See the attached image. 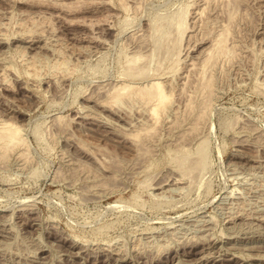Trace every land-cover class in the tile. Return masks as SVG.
<instances>
[{"label":"rangeland","instance_id":"obj_1","mask_svg":"<svg viewBox=\"0 0 264 264\" xmlns=\"http://www.w3.org/2000/svg\"><path fill=\"white\" fill-rule=\"evenodd\" d=\"M3 123L0 264H264V0H0Z\"/></svg>","mask_w":264,"mask_h":264},{"label":"bare ground","instance_id":"obj_2","mask_svg":"<svg viewBox=\"0 0 264 264\" xmlns=\"http://www.w3.org/2000/svg\"><path fill=\"white\" fill-rule=\"evenodd\" d=\"M207 2V1H206ZM177 18V17H176ZM179 18V17H178ZM183 18V17H182ZM185 18V17H184ZM185 21V20H184ZM180 22V21H179ZM182 22V21H181ZM181 22H180V24H181ZM171 23V22H170ZM173 23V22H172ZM171 23V24H172ZM185 23V22H184ZM177 25V24H176ZM182 25H183V23L181 24V25H179L178 27H182ZM185 25V24H184ZM175 26V25H174ZM161 27V26H160ZM158 28V27H157ZM175 28V27H174ZM184 29V28H183ZM183 29H182V31H183ZM179 30H181V29H179ZM178 33V32H177ZM184 33V32H183ZM225 34V33H224ZM226 35V34H225ZM166 36V35H165ZM224 37V36H223ZM167 38V37H166ZM225 38V37H224ZM223 38V39H224ZM223 41V40H222ZM221 42V41H220ZM225 43H226V41H225ZM176 44V43H175ZM216 44V43H215ZM223 44V43H222ZM226 44H224L223 46H225ZM223 46H221V43H220V47H218V45L217 46H215V47H218V49L216 48V50H222L223 49ZM224 50V49H223ZM217 51V52H218ZM221 52V51H220ZM212 53V52H211ZM215 53V52H214ZM219 53V52H218ZM222 53V52H221ZM208 54H210V53H208ZM223 54V53H222ZM218 55V54H217ZM209 56H211V55H209ZM221 56V55H220ZM141 57V56H140ZM138 58V57H137ZM218 58V57H217ZM207 59L209 60V58L207 57ZM131 60V59H130ZM134 60V59H133ZM136 60H138V59H136ZM216 59H214V61H215ZM206 61V60H205ZM206 64H208V63H206ZM205 67V66H204ZM207 83H208V81H207ZM164 85V84H163ZM163 85H162V83L159 81H157V82H153V83H151L150 85L148 84V86H145V87H133V86H129V85H126L124 88H122V90H128V92L130 93H132L133 95H137V96H140L141 98H143V100H145L147 103H149L148 105H150V107H151V113H153V115L155 116H159L161 113L163 114V112H165L164 110H165V108L166 107H168V104L170 103V100H172L171 99V94L170 95H168L166 92H165V89H164V87H163ZM206 86V85H205ZM204 87V86H203ZM202 87V88H203ZM211 87V86H210ZM119 89V88H118ZM205 89V88H204ZM209 89V88H208ZM207 89V90H208ZM210 89H212V88H210ZM121 88L119 89V91L117 92V91H115V93H116V96H115V99L116 98H118V97H120V95L121 94H123L121 91ZM201 90V89H200ZM120 92V93H119ZM125 92H127V91H125ZM210 92V91H209ZM208 92V93H209ZM203 93V92H202ZM124 95V94H123ZM129 95V94H128ZM131 95V94H130ZM139 97V98H140ZM209 97V96H208ZM120 98H122V96L120 97ZM119 98V99H120ZM142 100V99H141ZM116 101V100H115ZM118 101V100H117ZM193 103V102H192ZM205 103V102H204ZM192 105V104H191ZM204 105H202L201 107H203ZM193 107V106H192ZM192 107H191V109H192ZM194 108H195V106H194ZM204 108V107H203ZM190 109V110H191ZM202 109V108H201ZM193 110L194 109H192V112H193ZM203 111H201V113H202ZM207 112V111H206ZM150 113V114H151ZM203 115V114H202ZM205 115V114H204ZM155 116V117H156ZM199 116H201V114L199 115ZM155 117H154V120L156 121V119H155ZM204 117V116H203ZM201 118H202V116H201ZM200 119V118H199ZM199 121V120H198ZM14 124V123H13ZM13 124H9V123H3L2 125V127H0V139L2 140V142H3V140H4V142L5 141H8V142H10V144L13 146V143H14V146L16 145H24L25 144V142H24V139H23V136L21 135V128L20 127H17V126H15V125H13ZM141 138V137H140ZM1 142V141H0ZM4 145V144H3ZM8 144H6V146H7ZM11 145H8L9 146V148H14V147H10ZM7 146V147H8ZM6 147V148H7ZM24 147V146H23ZM1 148H2V150H3V148L4 147H2L1 146ZM16 148H18V147H16ZM1 150V149H0ZM7 150V149H6ZM6 150H4V152L6 151ZM1 152V151H0ZM4 152L2 153L3 155H4ZM7 152H8V150H7ZM7 152H5V153H7ZM198 156V155H197ZM181 159V158H180ZM179 160V159H178ZM204 160V159H203ZM177 161V160H176ZM175 161V162H176ZM186 162H187V160H180L179 162H178V168L180 169V171H181V173H183L185 176H189V175H191L190 173H192V165H191V167L190 166H188L189 164H186ZM199 164H196V165H204L203 164V161H200V162H198ZM194 164V167L196 166ZM177 165V164H176ZM196 169V168H195ZM181 173H180V178H183L184 177V175H181ZM178 180V179H177Z\"/></svg>","mask_w":264,"mask_h":264}]
</instances>
